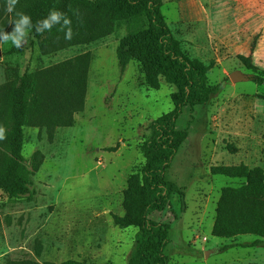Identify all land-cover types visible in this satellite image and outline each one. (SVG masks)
<instances>
[{"label": "rangeland", "instance_id": "374dc122", "mask_svg": "<svg viewBox=\"0 0 264 264\" xmlns=\"http://www.w3.org/2000/svg\"><path fill=\"white\" fill-rule=\"evenodd\" d=\"M93 1V0H92ZM162 13L182 51L210 66L208 85L222 91L204 106L186 107L177 129L188 132L167 180L186 195L182 213L178 196L151 219L164 224L170 244L169 264H264V247L233 248L256 237L219 239L212 236L217 203L224 188L243 181L213 176L211 168L245 165L264 170V87L255 83L238 56H251L259 74L264 71V0H162ZM5 1L0 0V7ZM9 13L0 10V31L11 32ZM138 30L147 28L138 23ZM117 25L114 35L89 46L69 40H39L28 31L19 53L11 41L0 43V119L8 113L13 92L24 75L40 79L56 65H65L55 90L61 108L39 114L49 125L24 129L22 156L30 165L42 158L32 176L30 196L11 198L0 191V264H128L136 251L138 229H121L114 216H123V192L130 176L141 172L144 144L152 122L173 109V84L160 79L149 87L141 64L133 60L120 72L116 50L129 32ZM86 75L85 108L74 115L73 127H61L70 109L73 84ZM239 72L249 81L233 82ZM42 99L47 89L42 87ZM70 101V103H68ZM39 106L33 103V114ZM206 252L209 255L206 256Z\"/></svg>", "mask_w": 264, "mask_h": 264}, {"label": "trees", "instance_id": "16d2710c", "mask_svg": "<svg viewBox=\"0 0 264 264\" xmlns=\"http://www.w3.org/2000/svg\"><path fill=\"white\" fill-rule=\"evenodd\" d=\"M70 6L78 10L79 16L73 14ZM162 7V0H19L16 6V11L31 16L33 25L45 18L52 8L65 13L72 19L74 34L69 41L75 46H89L106 39L116 33L117 25L125 24L130 30L116 50L120 72L124 73L135 60L141 64L150 88L159 90L160 79L164 78L177 89L171 96L173 109L152 122V136L143 146L145 164L141 172L128 179L123 192L124 215L113 217L114 224L121 229H138L136 251L128 264H169L165 253L171 241L168 229L152 220L151 215L167 209L175 196L179 198L182 213L186 211L184 191L166 178L167 170L188 138V132L177 129V122L186 107L204 106L222 91V85H208L212 65L205 66L182 51L181 43L164 19ZM4 8L5 5L0 10ZM9 15L12 20L15 18L14 13ZM143 22L147 28L140 31L137 24ZM5 28L10 32L7 25ZM59 29L57 25L44 34L37 33L34 28L29 31L41 46H45L47 41L65 39L64 32ZM19 52L21 49L16 47L10 51L12 54ZM89 58L87 55V61L82 63L81 85L72 86L73 100L70 109L65 111L61 127H73L74 115L84 111ZM238 59L248 71L256 74L255 83L264 87V71L259 74L252 57L238 56ZM64 72L63 64L45 70L40 79L27 74L21 77L8 113L0 119V126L6 129L5 139L0 140V191L11 198L30 196L31 178L38 172L42 158L36 154L29 166L25 164L22 156L24 129L38 124L49 125L52 119L43 120L39 114H50L56 107L61 108L54 93ZM42 87L47 89L45 99H42ZM33 103L39 106L38 114H33ZM211 174L243 181L237 188L227 187L221 191L212 236L231 240L256 237L251 243L225 245L222 252L264 247V170L245 165L218 166L211 168ZM60 264L85 263L69 260Z\"/></svg>", "mask_w": 264, "mask_h": 264}, {"label": "clouds", "instance_id": "9594fccd", "mask_svg": "<svg viewBox=\"0 0 264 264\" xmlns=\"http://www.w3.org/2000/svg\"><path fill=\"white\" fill-rule=\"evenodd\" d=\"M18 3L19 0H5L4 10L10 14L14 13L15 18L9 22L12 27L11 32L0 31V43L11 41L17 49H22L27 42L28 31L30 29L34 28L37 33L44 34L45 32H51L53 27L57 25L60 26L59 30L64 32L66 40L73 38L72 19L65 13L52 8L45 18L36 21L35 25H33L30 15L22 11H16ZM70 10H72L71 6ZM72 11L74 15L79 16L78 10ZM5 133L6 129L0 126V140L5 139Z\"/></svg>", "mask_w": 264, "mask_h": 264}, {"label": "water", "instance_id": "95a60500", "mask_svg": "<svg viewBox=\"0 0 264 264\" xmlns=\"http://www.w3.org/2000/svg\"><path fill=\"white\" fill-rule=\"evenodd\" d=\"M250 78L251 77L243 75V74H241L239 72H235V73L231 74V76H230V79L233 82H242V81L246 82V81H249ZM208 255H209V252H206V256H208Z\"/></svg>", "mask_w": 264, "mask_h": 264}]
</instances>
